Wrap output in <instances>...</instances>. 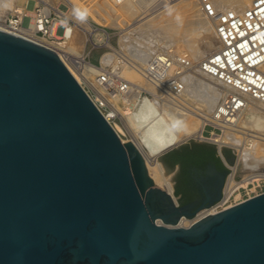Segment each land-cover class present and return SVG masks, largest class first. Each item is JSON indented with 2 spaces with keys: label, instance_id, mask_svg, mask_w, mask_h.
Here are the masks:
<instances>
[{
  "label": "water",
  "instance_id": "1",
  "mask_svg": "<svg viewBox=\"0 0 264 264\" xmlns=\"http://www.w3.org/2000/svg\"><path fill=\"white\" fill-rule=\"evenodd\" d=\"M193 144L217 147L164 152L165 174ZM224 168L214 198L181 205L54 50L0 30V264H264V192L178 225L222 197Z\"/></svg>",
  "mask_w": 264,
  "mask_h": 264
},
{
  "label": "rangeland",
  "instance_id": "2",
  "mask_svg": "<svg viewBox=\"0 0 264 264\" xmlns=\"http://www.w3.org/2000/svg\"><path fill=\"white\" fill-rule=\"evenodd\" d=\"M206 1L207 0H149L146 7H142L135 14V16H127L129 20H125L126 22L122 21V17L120 18L119 15H117V17H119L117 19L118 23L116 22L117 24H114L113 20L108 19L110 17L107 15L101 16L97 11V9L101 8V6L99 8L98 4H100V2L98 3V0H12L11 5L4 6L0 4V21L5 22L6 24H10L11 21H16V23L20 26L25 27L34 26L37 18H42L45 27L53 25L57 21L56 39H46L43 35V31L37 32V36L50 42L51 44L63 48L67 55L75 59L82 71H88L92 68L95 69L93 65H95L96 68H99L98 71H88L89 74H87L93 85V87H91L87 84L88 88L89 90L94 91L93 93L95 95L96 89H100L99 84L103 83V79L101 77L103 74H106V76L112 80L110 83H114L115 87L110 86L109 88V85H107L105 96L108 101L111 102L112 100L110 96L112 94H109L111 92V88L117 87L119 91H121V93H119L120 96L118 95L119 98H114V102L112 101L111 103H114L116 106H114L115 108L113 110L118 112L121 116V118L117 120L119 122L123 121L127 127L129 126L135 131L146 129L151 126L153 122H155L157 118L156 115L165 114L169 117L168 120H171L172 123L179 121V123L183 124V126L188 129H194L196 124L201 121L199 115H202L203 110L205 111V109L201 106V102L187 94L178 98L176 101L172 100L168 102H164L154 96H150L145 92L144 88H147V85L145 84L142 74L139 71L141 66L147 64L154 55L163 51H171L179 58V60L185 58L184 60L188 61L191 65L193 63H197L199 60L196 58L194 59L192 47H190L185 38L180 35L177 36L174 41L167 38H159L156 39L158 41H154L159 42L156 43L158 45H152L155 47V52L151 54L149 59L144 60L140 59L137 53L129 50V46L127 45L135 44L134 42L131 43V39L129 40L130 37L127 36L131 33V31H129L130 28H128L130 23L136 18L139 19L141 16H145L150 12L152 13L146 18L150 19L149 21L153 26H157L158 24L166 21H176V14H179L181 17V22L178 23L176 21L178 25H182L186 19L191 16H205L203 7L204 2ZM211 1L213 0H210V2ZM15 5L20 7L24 13L21 14V12H16L13 9ZM73 5H79L81 7L84 5L85 8L88 9L89 15L86 23L81 24L71 17L70 9ZM166 6L172 7L174 10L172 15L168 14ZM145 10L147 11L143 12ZM60 11L64 14H61ZM207 19L211 21L210 18L207 17ZM69 27L72 29L70 33L68 32ZM209 38L210 33L208 30L202 29L195 37V42L199 48L204 49L205 41ZM153 40H155V38ZM90 64L93 65L90 66ZM190 71H195L193 72L195 74L194 76L201 78L207 86L215 84L219 86V88L224 89V84L222 85L219 81H216L209 76L200 74L201 72L197 71L196 68H193ZM100 78L102 81L100 80L99 82L98 79ZM124 87L126 89L122 90ZM125 90H129V96L125 95ZM137 102H140L139 106H137ZM170 102H175L179 105L178 107L181 112L179 116L172 117L167 112L166 106ZM107 109L108 111L111 110L110 108ZM209 116H207L208 119H211L212 121H209L205 125L204 138H201L198 134L194 133L185 141L172 147L168 151L192 138L217 144V153L218 149H223L227 158L228 156L226 152H229V158H234L233 163H230L228 160L227 163H225L221 158L223 165L229 169L226 177V184L229 180L228 177L234 172V165L238 162V158H240L239 143L245 144L249 142L248 139L257 140V137L261 138V141L264 142V114L260 112L258 113L257 111L246 110L243 112L241 110L234 118L233 125L232 123L229 125L232 129H234V136L241 142H229L222 147L218 142L213 141L211 138L213 134H224L226 130L228 131L230 128L225 127L226 121H220L217 118V121H215L214 118L212 119ZM137 125L140 126L137 127ZM256 131L258 132V135ZM173 173L174 172L171 171L167 175L172 179ZM261 178L263 179L260 181ZM259 182L260 186L255 187ZM239 187V189L234 191V195H238L239 193L244 194L246 190L264 189V176H261L259 180H257V183L250 181L247 184H241Z\"/></svg>",
  "mask_w": 264,
  "mask_h": 264
},
{
  "label": "bare ground",
  "instance_id": "3",
  "mask_svg": "<svg viewBox=\"0 0 264 264\" xmlns=\"http://www.w3.org/2000/svg\"><path fill=\"white\" fill-rule=\"evenodd\" d=\"M148 1L149 0H98V3L100 2V4H98L99 8L100 6L101 8L100 9L95 8V9H97V11L101 16L107 15L108 17H110L108 19L113 20L114 24H117L118 23L117 19L119 17L120 18L122 17L121 18L123 19L122 21L129 20L127 16L128 17L135 16V14L142 7L144 6L146 7ZM251 1L252 0H215V1L213 0L210 3L213 6H215L217 9H231V10H236L238 12H243L250 6ZM11 3L12 0H0V4L4 6L11 5ZM83 7L85 8L84 5ZM13 9L16 12H21V14L24 13V11H22V9L17 5H15ZM147 10L143 12H146ZM60 12L61 14H64L62 11ZM151 13L152 12L146 14L145 16H141L139 19L136 18L128 26V28H130L129 31H131V33L127 37H130L129 40L131 39V43L134 42L135 44V45L133 44L127 45L129 46V50L131 52L137 53L140 59L147 60L149 59L151 54L155 52L154 50L155 47H153L152 45L154 44L155 46L158 45L156 43H159V42H154V41H158L156 39L167 38L171 41H174L177 38V36L180 35L181 37H184L188 45L192 47L194 59L196 58L199 60L197 63L192 64V69L196 68L197 71L201 72V73L199 72L200 74L204 76H209L210 78H213L214 80L222 83L220 80H218L214 76L209 75L203 70V68H201V63L205 60V58H207L208 56L216 52L218 49H220L222 45L221 39L217 33L215 22L212 20V18H210L206 14L205 10H204V15L206 17L201 15L191 16L190 18L186 19V21L182 25H178V23L175 20H171L160 23L157 26H153L149 21L150 19L146 18ZM117 15H119V17H117ZM207 17L210 18L211 21H209ZM57 24H58L57 21L53 24L52 33H56ZM42 27H43L42 18H37L36 23L32 27L20 26L18 23H16V21H11L10 24H6L5 22L0 21V30L9 32L16 36L23 37L25 39L31 40L33 42H36L38 44H41L43 46H46L54 50L64 61L66 66L73 73V75L79 81V83H81L82 86L86 89V91L91 96V98L97 103V98L95 97L96 95L93 93L94 91H91L88 88V85L91 87H93V85L91 79L87 76V74H89L88 71L95 72L98 71L99 68H96L95 65L90 64V66L93 65L95 69L92 68L91 70L88 71H82L78 63H76L75 59L67 55L63 48L51 44L50 42L37 36V30ZM202 29L208 30V32L210 33V38L207 41H205L204 49L199 48L195 42V37ZM154 38L155 40H153ZM193 72L192 71L186 72L182 76V80L185 84V89L181 97L187 94L190 97L200 101L201 106L205 109V111L204 110L203 112L201 111L202 115H199L201 121L196 124L194 129L192 128L188 129L187 127L183 126V124L181 123L179 124L172 123L171 120L170 121L168 120L169 117L166 116L165 114H160V115L158 114L156 115L157 116L156 120L154 119L155 122H153L151 126L148 125L149 126L148 128L142 130L141 129L136 130L138 131L136 132L131 127L129 126L127 127L123 121L119 122L118 120H114L111 117V113L108 111V109L105 107H101L98 103V106L100 107L104 115L107 117V119L110 121V123L113 125V127L115 128L121 139L124 142L125 141L133 142L137 146V148L141 151L146 161L149 174L155 181V184L161 183L164 190L170 193L171 195H174V185L171 181V178L167 174H165V168L158 159V157L164 152L171 149L172 147L185 141L188 137H190L194 133L198 134L201 138H204L205 125L209 121H212L211 119H208L207 116L210 115L209 117L212 119L214 118L215 121H217L216 118L220 121H226L225 127L230 128L228 131L226 130L224 134H217V133L213 134L211 138L213 141L218 142L221 147L229 142L232 143L241 142L238 141L237 137L234 136L235 134L233 133L234 129H232V127L229 126L231 125L230 120L218 118L216 115V112L225 96V89L227 87L223 86L224 89H221L219 88V86L215 84H210L207 86V84H205L201 78L195 77L194 76L195 74ZM100 80L102 81L101 78L98 79L99 82ZM178 106L179 105H177V103L170 102L166 106V110L172 117H176L181 114L180 108ZM246 110L257 111L258 113L260 112L264 114V103L256 99L250 98L248 99L246 106L242 109L243 112ZM139 126L140 125H137V127ZM257 138H258L257 140L248 139L249 142L245 144L244 143H239V145L237 144L240 150V155H239L240 158H238L239 159L237 160L238 162L234 165V172L230 174V176L228 177L229 180L224 186L225 196L221 203L226 201L229 198V196L232 193H234V191L241 184L243 183L247 184L250 181L257 183V180H259L261 176H264V142L261 141V138L259 137ZM237 197H239V194L237 195ZM231 206L233 205L226 206L225 209ZM215 213H218L216 211V205H211L209 207L199 210L196 213V215L192 218L182 217L178 225L188 226V224L189 225L192 224L197 219H201L205 216L212 215Z\"/></svg>",
  "mask_w": 264,
  "mask_h": 264
},
{
  "label": "built area",
  "instance_id": "4",
  "mask_svg": "<svg viewBox=\"0 0 264 264\" xmlns=\"http://www.w3.org/2000/svg\"><path fill=\"white\" fill-rule=\"evenodd\" d=\"M203 9L215 22L222 45L205 58L201 68L227 87L216 115L221 119H229L233 125L232 119L246 106L248 99L253 98L264 103V0H252L250 6L243 12L217 9L210 0L204 2ZM52 26L45 27L43 21V27L37 32L43 31L46 39L54 40L56 33H52ZM184 59L179 60L171 51L154 55L139 69L147 85V88H144L145 92L164 102L176 101L181 97L185 89L182 76L192 69V65ZM101 77L103 83L99 84L100 89H96L97 105L99 103L101 107L110 108L111 117L114 120L120 119V114L113 111L116 106L111 102H114V98H119L121 91L117 87L111 88L109 94H112L110 96L112 101L109 102L105 90L107 91V85L109 88L115 85L110 83L112 80L106 74ZM124 89L126 88H122ZM124 92L129 96V90ZM139 104L140 102H137V106ZM223 160L227 163L225 158ZM258 186L260 182L255 187ZM262 192H264L262 188L246 190L244 194L239 193V197L232 193L221 203L225 196L223 190L222 197L212 205H216V211L219 212L226 206L235 205Z\"/></svg>",
  "mask_w": 264,
  "mask_h": 264
},
{
  "label": "flooded vegetation",
  "instance_id": "5",
  "mask_svg": "<svg viewBox=\"0 0 264 264\" xmlns=\"http://www.w3.org/2000/svg\"><path fill=\"white\" fill-rule=\"evenodd\" d=\"M165 163L168 170L174 172L175 194L181 205L195 203L199 206L204 200L214 198L219 189L220 173L226 170L203 150L195 151L185 164L174 166L169 160H165Z\"/></svg>",
  "mask_w": 264,
  "mask_h": 264
},
{
  "label": "trees",
  "instance_id": "6",
  "mask_svg": "<svg viewBox=\"0 0 264 264\" xmlns=\"http://www.w3.org/2000/svg\"><path fill=\"white\" fill-rule=\"evenodd\" d=\"M198 150H203L205 151V153L210 157V158H214L218 161L219 165H221L222 167L223 162L221 160V158L219 156H217V150L215 147L213 146H208V145H204V144H193L191 147L190 146H183L180 149L174 150L172 151L168 158H164L165 160H169L172 162V164L175 166L177 164H185L186 161L191 158V156L193 154H195V151ZM228 158L230 157L229 152H226Z\"/></svg>",
  "mask_w": 264,
  "mask_h": 264
},
{
  "label": "clouds",
  "instance_id": "7",
  "mask_svg": "<svg viewBox=\"0 0 264 264\" xmlns=\"http://www.w3.org/2000/svg\"><path fill=\"white\" fill-rule=\"evenodd\" d=\"M166 7H167L168 14L169 15H172L173 14V11H174L172 9V7L171 6H166ZM70 13H71V17L74 18L79 23L84 24V23L87 22L88 15H89V12H88V9L87 8L81 7L79 5H73L71 7V9H70ZM175 19H176V21L178 23L181 22V17H180L179 14H176L175 15ZM71 30L72 29L69 27L68 28V32L70 33ZM175 123L179 124V121H176Z\"/></svg>",
  "mask_w": 264,
  "mask_h": 264
}]
</instances>
